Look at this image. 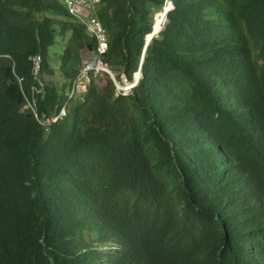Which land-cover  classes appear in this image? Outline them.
Masks as SVG:
<instances>
[{"label":"trees","instance_id":"obj_1","mask_svg":"<svg viewBox=\"0 0 264 264\" xmlns=\"http://www.w3.org/2000/svg\"><path fill=\"white\" fill-rule=\"evenodd\" d=\"M95 15L137 83L91 73L45 127L96 39L59 0H0V264H264V0Z\"/></svg>","mask_w":264,"mask_h":264},{"label":"built area","instance_id":"obj_2","mask_svg":"<svg viewBox=\"0 0 264 264\" xmlns=\"http://www.w3.org/2000/svg\"><path fill=\"white\" fill-rule=\"evenodd\" d=\"M71 13L80 18L86 25L87 31L96 39V47L90 58L79 70L76 77L73 79L67 97L61 107L49 117H37L38 122L42 126L57 121L66 113V105L68 101L75 97H81L84 93V87L88 82L91 73L96 74L100 71H105L108 74L111 72L107 65L103 62V55L107 51V32L99 19L95 15V10L99 0H59ZM35 62H38V57H35ZM128 88L133 86V83L127 85ZM119 87H121L119 85ZM130 89V88H129ZM127 89V90H129ZM119 90V89H118ZM126 90V89H124ZM126 92V91H125Z\"/></svg>","mask_w":264,"mask_h":264},{"label":"water","instance_id":"obj_3","mask_svg":"<svg viewBox=\"0 0 264 264\" xmlns=\"http://www.w3.org/2000/svg\"><path fill=\"white\" fill-rule=\"evenodd\" d=\"M171 8V4L170 3H168L167 5H165L164 6V8L162 9L163 10V13H164V19H165V15H166V13H167V11L169 10ZM160 29V28H159ZM158 29V30H159ZM158 31H156L154 28L152 29V31H151V33L148 35V37H147V40H146V43H145V47H146V44L149 42V40H150V38L152 37V35H154L155 33H157ZM145 47H144V49H145ZM141 60H142V57H141ZM110 73V76H111V78H112V80H113V82H114V84H115V86L117 87V88H121V89H129V88H131V87H119V85L117 84V82H116V80H115V78H114V75H113V73L112 72H109ZM139 76H140V71L138 70L137 72H135V74H134V77H133V86L137 83V80H138V78H139ZM124 83L125 84H129V83H132L131 81H129V80H127L125 77H124ZM132 86V87H133Z\"/></svg>","mask_w":264,"mask_h":264},{"label":"rangeland","instance_id":"obj_4","mask_svg":"<svg viewBox=\"0 0 264 264\" xmlns=\"http://www.w3.org/2000/svg\"><path fill=\"white\" fill-rule=\"evenodd\" d=\"M160 12V10H158V11H155V13H154V18H155V15L157 14V13H159ZM154 22H155V20H154ZM161 28V27H160ZM84 56H85V58L86 59H89V57L91 56V53L90 52H85V54H84ZM114 75V74H113ZM114 78H115V75H114ZM115 80H116V82H117V84L118 85H120V86H125V87H128V86H126V84L124 83V77L121 75V80L120 81H118L116 78H115ZM131 82H133V80L131 81ZM121 91H123V92H127L128 90H122V89H120Z\"/></svg>","mask_w":264,"mask_h":264},{"label":"clouds","instance_id":"obj_5","mask_svg":"<svg viewBox=\"0 0 264 264\" xmlns=\"http://www.w3.org/2000/svg\"><path fill=\"white\" fill-rule=\"evenodd\" d=\"M160 11H161V10H160ZM132 83H133V82H132ZM129 84H131V83H129ZM129 84H126V86L129 85ZM121 87H123V86H121ZM124 87H125V86H124ZM116 88H117V87H116ZM131 88H132V86H131ZM131 88H130V89H131ZM118 89H119V91H121V90H120L121 88H117V90H118ZM130 89H129V90H130ZM122 90H124V89H122ZM126 90H127V89H126ZM129 90H128V91H129ZM122 92H123V91H122ZM124 93H126V92H124Z\"/></svg>","mask_w":264,"mask_h":264},{"label":"bare ground","instance_id":"obj_6","mask_svg":"<svg viewBox=\"0 0 264 264\" xmlns=\"http://www.w3.org/2000/svg\"><path fill=\"white\" fill-rule=\"evenodd\" d=\"M161 11H163V10H161ZM155 17H156V15H155ZM155 19V18H154ZM153 28L156 30L157 29V27H156V23L154 22L153 23ZM157 31V30H156Z\"/></svg>","mask_w":264,"mask_h":264}]
</instances>
